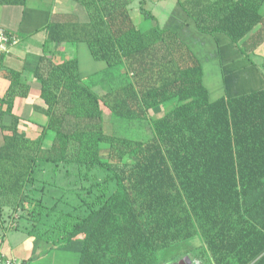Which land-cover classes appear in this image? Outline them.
I'll return each instance as SVG.
<instances>
[{"label":"trees","instance_id":"obj_1","mask_svg":"<svg viewBox=\"0 0 264 264\" xmlns=\"http://www.w3.org/2000/svg\"><path fill=\"white\" fill-rule=\"evenodd\" d=\"M75 1L89 22L55 13L47 42L85 41L108 66L84 79L77 56L56 59L61 48L37 57L25 69L39 82L45 107L35 110L46 121L31 132L15 104L32 84L23 71L8 73L2 225L9 228L2 210L13 198L23 220L14 228L50 242V251L76 254L77 264H173L188 255L199 264H264V89L212 101L202 62L176 32L135 24L129 0ZM182 4L203 32L226 33L248 56L264 42V0ZM105 109L123 122L111 133ZM135 122L151 134L119 132ZM167 250H177L170 262Z\"/></svg>","mask_w":264,"mask_h":264},{"label":"crops","instance_id":"obj_2","mask_svg":"<svg viewBox=\"0 0 264 264\" xmlns=\"http://www.w3.org/2000/svg\"><path fill=\"white\" fill-rule=\"evenodd\" d=\"M183 1L185 0H129V11L135 24L140 26L158 24L164 29L176 32L191 47L202 62L204 84L209 90L212 101L220 97L231 98L263 90L264 42L253 51L252 56H248L226 33L203 32L197 21L188 14L182 4ZM143 8L150 10L155 19L146 20L142 12ZM55 13L73 14L82 23L90 20L86 7L75 0H27L25 5H0V24L17 33L21 39L1 64L0 96L4 92L5 96L10 87L11 81L7 76L11 70L23 71L32 84L28 97L18 98L15 104V110L21 119L22 113L28 110L27 106L30 104L32 109L34 105L45 107V102L40 95L39 82L32 79L29 70L25 69L34 66L40 55L53 56L58 48H61V52L56 56L58 61L69 56H77L80 74L84 79L105 71L108 66L107 62L95 59L89 44L85 41L63 43L60 47L47 42L45 28ZM262 13L264 14V5ZM260 26L261 24L257 25L255 31ZM22 45L24 48H21ZM34 96L37 97L35 101L32 98ZM161 112H164V109L159 113ZM21 129L23 130L22 127ZM4 247V243L0 242V251L8 256L10 253L5 251ZM31 256L32 252L29 250L22 259L16 256L9 257L25 260Z\"/></svg>","mask_w":264,"mask_h":264},{"label":"rangeland","instance_id":"obj_3","mask_svg":"<svg viewBox=\"0 0 264 264\" xmlns=\"http://www.w3.org/2000/svg\"><path fill=\"white\" fill-rule=\"evenodd\" d=\"M21 48H24V46L22 45ZM96 91L101 93V92H104V89L99 87L96 89ZM4 93H2V96H0V98H3ZM32 98H33V101H35L37 97L34 96ZM31 106L32 104L27 106L30 109L28 108V110L22 113L21 127L23 128V131L26 130V131L31 132V131L38 130L39 125L37 124V122L46 121V116L42 114L41 112L35 110L36 105H34L33 107L34 109H32ZM163 113L164 112L155 113L152 110L150 111L151 116H161ZM35 118H38V119L36 120ZM105 118H106L105 129L108 133L113 132V130L116 127H119L120 125L122 126L123 122L121 120L115 121V118L111 115L110 111L107 109H105ZM133 126H131L128 129L127 128L119 129L120 130L119 132L126 133L129 135L134 134V136L137 138H141V137L144 138L151 134V130L148 127H145V128H139V126L136 127L137 126L136 122L133 124ZM13 201L14 199L11 198V201L9 202L10 205L6 206V209L2 210V216L4 214L3 217L7 219L10 229L2 225V222L0 221V242L4 243L5 251L12 254V255L9 254L8 256H16L17 258L22 259L23 256H25L30 250V252H32L31 257H34L36 259V262H39L42 264H77L76 254H72V253L70 254V253L62 252L56 249L50 251L49 250L50 242L38 240L33 235H30L28 232H25L24 229L23 230L22 229L17 230L18 228L15 229L14 226L19 227L18 224L23 220H21V213L17 211L15 206L13 205L14 203ZM32 202L35 203L34 201ZM32 202L28 203L29 207L34 206ZM172 251L173 250H167L162 253L164 256H166V258L169 253L171 254L168 257L169 262L174 260L173 258H175V255H177L176 254L177 250L173 251V255H172ZM180 263L181 264H199L195 258H192L189 255L184 256L179 261H176V262L174 261L173 264H180Z\"/></svg>","mask_w":264,"mask_h":264},{"label":"built area","instance_id":"obj_4","mask_svg":"<svg viewBox=\"0 0 264 264\" xmlns=\"http://www.w3.org/2000/svg\"><path fill=\"white\" fill-rule=\"evenodd\" d=\"M20 36L8 30L5 26L0 24V67L4 58L11 52V50L20 43ZM0 264H21V261L14 257L7 256L0 251Z\"/></svg>","mask_w":264,"mask_h":264},{"label":"water","instance_id":"obj_5","mask_svg":"<svg viewBox=\"0 0 264 264\" xmlns=\"http://www.w3.org/2000/svg\"><path fill=\"white\" fill-rule=\"evenodd\" d=\"M181 264V263H180Z\"/></svg>","mask_w":264,"mask_h":264}]
</instances>
